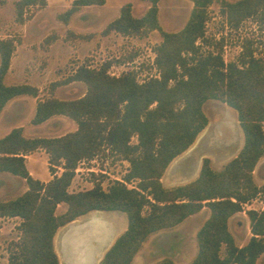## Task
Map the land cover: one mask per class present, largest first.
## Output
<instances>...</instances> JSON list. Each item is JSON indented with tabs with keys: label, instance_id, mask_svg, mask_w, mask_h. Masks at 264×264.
Returning a JSON list of instances; mask_svg holds the SVG:
<instances>
[{
	"label": "trees",
	"instance_id": "16d2710c",
	"mask_svg": "<svg viewBox=\"0 0 264 264\" xmlns=\"http://www.w3.org/2000/svg\"><path fill=\"white\" fill-rule=\"evenodd\" d=\"M105 1L72 0L59 19L68 23L82 7ZM142 1L149 2L143 15L136 16L133 4L127 2L103 33L143 38L157 30L162 40L153 50L159 77L140 82L134 71L111 74L109 62L98 68L82 64L65 80L52 83V88L80 81L86 92L66 100L52 90L50 96L37 100L31 119L38 125L64 115L76 122V130L30 138L22 127H14L0 137V172L21 177L27 185L14 199L0 200V218H20L18 240L7 264H60L55 249L58 229L91 211L125 213L126 229L99 264H130L150 234L176 226L204 206L210 215L196 234L197 253L190 264H256L264 253V207L246 210L252 236L245 245L238 246L228 228L229 218L245 204L257 197L264 201V184L258 185L254 178L256 165L264 157V57L245 47L237 61L226 62L221 41L214 43L215 50L203 48L211 44L205 35L210 5L218 3L227 23L237 27L250 17L264 21V0H191L188 20L178 31L162 27L160 0ZM47 3L16 1V21L25 23L31 18L25 15L27 9H42ZM18 42L14 37H0V113L15 96H39L36 86L4 82ZM208 100L223 102L237 112L243 145L221 169H214L205 157L194 180L167 188L161 181L165 171L209 122L203 109ZM39 150L48 155L52 178L47 182L34 178L27 168L26 155ZM105 150L129 162L124 181L137 180L136 185L114 180L106 188L98 182L89 189L70 191L78 163ZM61 203L66 209L57 213ZM157 264L174 261L166 257Z\"/></svg>",
	"mask_w": 264,
	"mask_h": 264
},
{
	"label": "rangeland",
	"instance_id": "374dc122",
	"mask_svg": "<svg viewBox=\"0 0 264 264\" xmlns=\"http://www.w3.org/2000/svg\"><path fill=\"white\" fill-rule=\"evenodd\" d=\"M5 1L4 4H0V37H14L20 41L17 43L20 58L15 64L17 74L7 76L5 80L7 85L25 83L26 73H29L32 76L29 78L28 84L39 85V91L42 89L39 94H42L43 98L50 96V92L53 90L54 96L68 100L81 97L86 92V85L80 81H73L53 89L52 83L65 80L82 64L98 68L109 62L111 63L109 67L111 74L119 75L125 71H134L140 82L150 77H159L154 63L155 52L153 50L162 40L157 30L151 31L143 38L122 36L117 32L114 34L110 32L109 35L103 33L106 25L119 16L120 7L123 4L131 2L134 6V14L141 16L149 6L147 1L106 0L103 5L86 6L81 12L72 16L73 28L78 32L65 29L63 27L65 23L59 19V15L68 9L72 0H48L50 1L48 7L29 8L25 11V15H31V18L23 24L16 21L15 3L18 0ZM192 6L191 0H160L159 19L162 27L168 31L180 30L187 22ZM85 22L89 24L85 25ZM205 29V35L211 40V44L208 46L203 44V48L215 50L214 43L221 41L223 44L222 54L226 62L237 61L245 47L252 49L256 57H264V21L259 17H250L237 27H232L221 13L219 4L213 3L209 6V19ZM78 34L85 36L81 37ZM57 37H61L62 40L49 49V45ZM67 44H72L74 47L70 54H67L68 48L64 47ZM28 60L31 62L30 69L35 67L34 73L29 68L28 71L26 70L25 63ZM19 97L18 100H21L23 104L18 111L17 125L24 126L23 133L26 137H55L57 132L67 130V125L75 124L71 118L60 115L57 119L62 121L61 129L55 130L52 126L46 125L37 130L36 126L31 123L36 109L32 96L21 95ZM203 109L209 119L203 130L204 137L194 150L177 156L171 162L161 178L167 188L194 180L199 174L202 160L205 157L210 158L211 166L214 169H221L238 154L243 145V133L237 119V112L233 108L217 100H208L204 103ZM10 110H12L11 107L7 108V111ZM226 116L229 118V125L224 123ZM10 120L9 118L0 120V137L5 136L6 129L12 124ZM69 131L70 129L66 132ZM132 141H136V138L133 137ZM47 162L48 155L39 150L33 153L28 160L27 168L35 171L36 178L42 180L47 175L49 166ZM129 166L128 161L105 150L91 160L78 163L69 190L89 189L98 182L106 188L114 180H120L128 187H134L137 180L124 181ZM61 171L62 168L59 167L58 173ZM254 178L258 185L264 184V157L256 165ZM26 189V182L21 177L8 172H0V200L14 199ZM251 206L261 210L264 201L257 197L256 200L251 201ZM65 209L66 204L61 203L56 212L61 213ZM93 212H99L110 220L117 231L115 238L127 227L126 215L121 211H91L78 220L84 219ZM207 214L209 215V211ZM205 216V212L200 211L187 218L185 224L181 226L161 229L150 234L130 264H157L163 258L172 255L180 256V259H177L174 264H181L187 260L190 263L197 253L196 232ZM19 223L20 218L18 217L0 218V264L8 263L10 249L13 243L18 240ZM62 229L63 227L59 228L55 235V249L59 255L60 264H65L59 251V235ZM164 231L172 233V235L159 241L156 240L157 235ZM179 237L181 240L177 241Z\"/></svg>",
	"mask_w": 264,
	"mask_h": 264
},
{
	"label": "crops",
	"instance_id": "0c3cea01",
	"mask_svg": "<svg viewBox=\"0 0 264 264\" xmlns=\"http://www.w3.org/2000/svg\"><path fill=\"white\" fill-rule=\"evenodd\" d=\"M48 6H50V1H48V3H47V7ZM83 8L84 7H82L77 12H81L83 10ZM133 10H134V6H133ZM133 13H134V11H133ZM88 24H89L88 22H85V25H88ZM63 27L65 29H67V30H71V31H74V32H78L77 30H75V28H73V25H72V17L70 18V20H69L68 23H65L64 24ZM111 34H114V31H112ZM61 40H62L61 37H57L55 40H53L51 42V44L49 45V49L50 48H53ZM64 47L65 48H68V50H69V52L67 54H70L71 50L74 49V47L72 46V44H67ZM19 58H20V54L18 55V45H16V49H15V52L13 53V56H12V59H11V64H10V67H9L8 72L5 75L4 82H5L6 78H7V76H12V75H16L17 74V68H16L15 64H16V61ZM30 63L31 62L29 60L25 63L26 64V70L28 71V68H29V70L30 71H33V73H34L35 67L33 69H30V67H29ZM32 63L34 65V62H32ZM31 76L32 75H30L29 73L28 74L26 73L25 83H28L29 82V78H31ZM5 84H6V82H5ZM12 85H15V84H12ZM36 87L39 88V85L36 86ZM40 91H42V89H40ZM19 96H21V95L15 96V97L11 98L10 100H8L7 103H6V105L4 106L3 110L0 113V120L5 119V118H9V120L11 119L10 120L11 121L10 123H12V124H10V126L6 129V132H5L6 134L9 133L10 130L12 128H14V127H22L23 128V131H24V126L22 124H18L17 125V123H18L17 121L19 120V118H17L18 115H19V112L18 111H19V109L21 108V106L23 104L21 100H18V98H20ZM32 98H33L32 101H33L34 108H35V105L37 104V100L38 99H43L42 94H39L38 97H33L32 96ZM60 99H62V98H60ZM9 107H11L12 110L7 111V108H9ZM58 116H60V115H54V116L50 117L49 119H47L46 121H44V122H42V123H40L38 125H34V124L33 125L36 126V129L37 130H40L43 126H46V125L52 126V128L55 129V130L61 129L63 127V124H62V121L61 120L57 119ZM62 116H64V115H62ZM76 128H77L76 122H75V124L74 123H71V124H69V125L66 126V129L67 130L70 129L69 132L76 130ZM67 130H62V132H57V134H55L54 136L57 137V136H61L63 134H66V133H68V132H66ZM6 134H4V135H6ZM35 152H33V153H35ZM40 152H45V151L40 150ZM33 153H31L29 155H26V164H28V160L32 157ZM47 163H46V166H48ZM28 170L30 171L31 175L34 178H36L37 173L35 174V171H33L31 169H28ZM51 177H52V175L49 173V170H48L46 177L44 179H42V181L47 182L48 180L51 179ZM248 209H255V207H252L251 206V202L245 204V206L243 207V210L242 211H239V212L235 213L228 220V228H229L230 232L233 234V236L235 238L236 244L238 246H240V247L243 246V245H245L249 241L250 237L252 236V232H251V228H250V221H249V218H248V216L246 214V210H248ZM200 211L205 212V215H206L205 218H204V220H203V222L200 224V227H201L202 224L205 222V220L209 217L210 210H209V208L207 206H204ZM207 211H209V215L207 214ZM199 212H197V213H199ZM197 213H195V214H197ZM195 214H193V215H195ZM193 215H190L189 217H191ZM189 217H187V218H189ZM187 218L185 220H183L181 223H179L176 226H174V227H178V226H181L182 224H185V221L187 220ZM174 227H171V228H174ZM200 227H199V229H200ZM171 228H168V229H171ZM198 230H197V232H198ZM197 232H196V234H197ZM171 235H172V233H165V231H164V232H162V233H160V234L157 235L156 240L159 241V240H162L163 238H167L168 236L170 237ZM180 238L181 237H179L177 241H180L181 240ZM193 242H194V249H195V238L193 239ZM196 243H197V240H196ZM168 258H171L174 261V263H175V261L177 259H180V256L179 257H176V256L172 255V256H169ZM181 264H190V263L187 260L186 262L183 261ZM234 264H238V263H234ZM256 264H264V253L259 256V258L256 261Z\"/></svg>",
	"mask_w": 264,
	"mask_h": 264
},
{
	"label": "bare ground",
	"instance_id": "6f19581e",
	"mask_svg": "<svg viewBox=\"0 0 264 264\" xmlns=\"http://www.w3.org/2000/svg\"><path fill=\"white\" fill-rule=\"evenodd\" d=\"M224 123L225 125L230 124L227 116L224 118ZM204 134L205 132H202L195 145L185 153H190L194 150L200 140L202 141ZM116 233L117 231L110 220L99 212L90 213L82 220H73L64 228L62 234L59 235L61 257L66 264H97L105 251L115 240ZM77 236L80 237V239L76 241L78 249H76L75 252H72L69 248L71 249L73 246L72 241L75 240Z\"/></svg>",
	"mask_w": 264,
	"mask_h": 264
},
{
	"label": "water",
	"instance_id": "95a60500",
	"mask_svg": "<svg viewBox=\"0 0 264 264\" xmlns=\"http://www.w3.org/2000/svg\"><path fill=\"white\" fill-rule=\"evenodd\" d=\"M205 128H206V127H205ZM202 132H203V131H202ZM202 132H201V133H202ZM201 133H200V134H201ZM200 134H199V135H200ZM199 135H198V137L196 138L195 142H194V143H193V144H192V145H191V146H190L185 152L189 151L190 148H192V147L195 145V143L197 142V140H198V138H199ZM185 152H184V153H185ZM182 154H183V153H182ZM71 222H72V221H71ZM71 222H69V223H67L66 225L62 226V227H63L62 231H63L64 228H65L67 225H69ZM62 231L60 232V234H62ZM59 239H60V238H59ZM79 239H80V237L77 236V237L75 238V240L72 241V245H73V246L71 247V249L69 248V250H71L72 252H75V250L78 249V248H77V247H78V244H77L76 241L79 240ZM115 239H116V238H115ZM74 242H75V243H74ZM113 242H114V241H113ZM113 242H112V243H113ZM73 243H74V244H73ZM111 245H112V244H111ZM111 245H110V246H111ZM108 249H109V248H108ZM108 249H107V250H108ZM107 250H106V251H107ZM59 251H60V242H59ZM106 251H105V252H106ZM57 254H58V253H57ZM70 254H71V253H70ZM58 256H59V255H58ZM60 256H61V253H60ZM102 257H103V256H102ZM102 257L100 258V261H101ZM61 258H62V257H61ZM62 260H63V259H62ZM63 261H64V260H63ZM100 261H99V262H100ZM64 263H65V262H64ZM65 264H66V263H65Z\"/></svg>",
	"mask_w": 264,
	"mask_h": 264
}]
</instances>
